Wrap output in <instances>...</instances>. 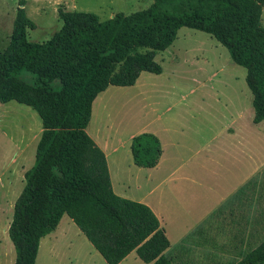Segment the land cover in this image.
<instances>
[{
    "label": "trees",
    "instance_id": "16d2710c",
    "mask_svg": "<svg viewBox=\"0 0 264 264\" xmlns=\"http://www.w3.org/2000/svg\"><path fill=\"white\" fill-rule=\"evenodd\" d=\"M19 0L8 46L0 51V102L14 100L38 114L42 131L33 165L16 198L8 236L14 264H35L41 238L70 217L107 264L131 251L148 264H174L170 243L151 208L115 194L104 151L87 133L93 101L108 86H133L140 73L159 74L155 60L182 27L210 34L246 70L253 122L264 120V0H154L129 14L101 20L94 12L57 13L63 24L44 42ZM34 82L22 79V72ZM135 165L154 167L161 145L153 133L132 137ZM236 264H264V240Z\"/></svg>",
    "mask_w": 264,
    "mask_h": 264
},
{
    "label": "rangeland",
    "instance_id": "374dc122",
    "mask_svg": "<svg viewBox=\"0 0 264 264\" xmlns=\"http://www.w3.org/2000/svg\"><path fill=\"white\" fill-rule=\"evenodd\" d=\"M24 1L26 14L36 25L27 29V39L44 42L63 24L57 13L59 6L94 12L105 20L111 17L110 11L129 14L147 8L153 0H75L73 7L71 0H65L67 8L60 0ZM18 2L0 0V51L9 44ZM155 60L162 67L160 74L143 71L135 86H108L97 95L86 131L99 144L116 143L125 148L139 131L164 127L161 136L169 159L167 168L188 159L180 171L190 176L180 191L184 200L165 207L171 224L166 227L170 245L164 254L174 264H236L264 240V129L252 122V93L245 82L246 70L210 34L187 27L178 30L173 43L158 51ZM21 76L26 82H34L27 71ZM241 88L246 94L238 92L231 101L223 97ZM234 117L240 128L230 143L219 133ZM150 122L151 126H145ZM41 131V120L31 107L14 100L0 102L1 264H13L15 260L8 227L14 202L25 184L24 174L34 163ZM214 135L217 141L210 143ZM251 170V180L179 239L185 225L200 218ZM68 219L63 215L60 225ZM72 232L59 233L56 240L47 236L35 264H81L79 258L75 263L72 257L80 244ZM123 264L147 263L133 251Z\"/></svg>",
    "mask_w": 264,
    "mask_h": 264
},
{
    "label": "crops",
    "instance_id": "0c3cea01",
    "mask_svg": "<svg viewBox=\"0 0 264 264\" xmlns=\"http://www.w3.org/2000/svg\"><path fill=\"white\" fill-rule=\"evenodd\" d=\"M60 1L62 3L64 2L63 5H65L66 8L68 7L66 6L67 4H65V0H60ZM75 3H76L75 0H71L72 7L75 6ZM263 8H264V5H263ZM114 13L116 12L110 11L109 15L112 16ZM139 77L136 80L137 82L139 80ZM137 82H135L133 86H135ZM238 92H242L246 94V91L244 90V88H241L240 91L234 90L231 95H223V97L231 101L237 95ZM246 101H248V98ZM157 118H160V116H158ZM252 122H253V118H252ZM152 124L153 122L152 123L150 122L149 124H146L145 126L148 127V126H151ZM235 124H236V117L232 118L228 123L223 124L221 127V131L219 133L220 136L224 135V139L226 141H229L230 143L232 140L235 139V136L237 134V129L240 128L239 126H236ZM256 124H259L258 126L264 129V123L262 121ZM247 126H248V123H247ZM164 130H165L164 127H162L160 130L159 128L143 129L135 134L137 135V134L149 131V133H153L154 135L158 137L160 141V145H161V156L159 158L158 163L152 168L140 167L134 164L132 154H131V149H130L132 137L129 138L130 139L129 145H127L124 148L123 145L122 146L120 144L116 145V143L115 145L109 142L99 144L98 141L94 137H92L91 135L90 136L93 138L95 143L105 153L107 166H108V172H109V178L111 181V187H112L113 192L121 197L134 200V201H138V202L148 205L151 208V210L155 213V215L158 217L159 222H160V227L163 228L165 234H167V237H168V232L166 230V227L167 225L171 224V222H170V218L164 213L168 211L165 207L172 206V203L175 201L181 202L184 200L185 196L182 195L181 194L182 192L180 191L182 189V185L186 184L189 181L190 176L188 175V173H184L180 171L181 170L180 167L184 164H187L188 159L187 160L182 159L178 162V164L173 163V166H171L173 168L171 167L169 169L167 168L168 164H166V162L169 161V159L166 158L165 144L163 143L162 136H161V132L162 131L164 132ZM252 134L253 132L250 135L252 136ZM216 138L217 137H215L214 135L212 137L213 140L210 139L209 142L212 143V141L213 142L217 141ZM170 142L174 143L172 141ZM122 148H124L123 151H121ZM121 153H123L125 160L123 159V156ZM162 166H166L167 170H162L163 168ZM253 175H254V170H251V172L249 174H246L244 178L238 184H236L233 188H231V191L226 192L225 194L220 196V199L217 202H214V204L207 211L203 212L200 218H197L192 224L188 225L189 227L185 225L183 228L184 234L183 236L181 235L179 239L180 240L184 239L185 237L184 235L187 234L188 231L194 230L205 219H207V217H209L211 213H213L216 209L220 208V206L224 204L231 196H233L243 185H245L249 180H251ZM183 190L184 189H182V191ZM62 218L63 216L61 217L57 227L52 232H50L49 234L41 238L38 249L41 248L42 242L47 236H51L53 239L56 240L59 236H61L59 235V233L66 235L67 233H71V230H73L72 233L77 239L76 242H80L78 250H76L72 254V257L74 258L75 263L79 258L81 264H107L105 260L103 259V257L99 254V252L93 247V245L88 241L85 235L76 226L74 221L69 217V219L63 223V225H60ZM68 229L70 230L68 231ZM50 250L51 248L49 249V251ZM132 252L133 251H131L118 264H123V262H126L127 258L130 256ZM0 262H2L1 258H0ZM14 262L12 263L14 264ZM71 263L72 262H70V264Z\"/></svg>",
    "mask_w": 264,
    "mask_h": 264
}]
</instances>
